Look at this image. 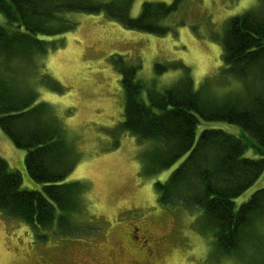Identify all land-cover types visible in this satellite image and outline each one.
Returning a JSON list of instances; mask_svg holds the SVG:
<instances>
[{
    "label": "trees",
    "instance_id": "obj_1",
    "mask_svg": "<svg viewBox=\"0 0 264 264\" xmlns=\"http://www.w3.org/2000/svg\"><path fill=\"white\" fill-rule=\"evenodd\" d=\"M133 2L0 0V13L16 28L10 32L0 25V130L17 149L26 151L27 174L44 185L43 193L21 190L20 174L9 172L0 158V212L33 227L38 239L47 237L43 232L55 219L59 235L77 231L73 216L82 213L83 191L79 182H64L75 168L73 154L49 106L38 102L33 90L35 58L49 47L38 37H56L72 30L73 24L62 17L67 12L103 13L134 31L160 35L168 31L161 21L176 2L144 3L134 19L130 18ZM222 42L227 76L218 82L225 79L229 84L227 77H231L242 83L239 91L225 95L217 92L218 82L212 86L204 81L196 89L188 71L162 92L147 90L137 79L139 67H126L120 60L117 70L125 105L119 128L139 141L156 143L140 157L148 175L183 159L165 182L156 184L159 202L198 209L196 227L202 235L212 234L217 260L264 264V188L238 209L234 203L264 172V0L228 19ZM168 68L154 66L158 74ZM144 91L147 103L141 100ZM200 121L238 127L247 140L214 128L203 129L197 137ZM248 149L258 158H245Z\"/></svg>",
    "mask_w": 264,
    "mask_h": 264
},
{
    "label": "rangeland",
    "instance_id": "obj_2",
    "mask_svg": "<svg viewBox=\"0 0 264 264\" xmlns=\"http://www.w3.org/2000/svg\"><path fill=\"white\" fill-rule=\"evenodd\" d=\"M144 3H175L161 21L168 29L165 34L129 30L103 13L67 12L62 17L73 24L72 30L38 37L49 47L35 58L33 90L38 102L49 106L73 154L75 168L64 182H79L83 187L82 213L73 216L79 225L75 233L59 235L55 219L43 232L47 237L38 239L33 227L0 212V264H236L217 260L212 234L202 235L196 227L198 209L160 204L156 184L165 182L183 159L155 175L144 173L140 157L156 143L139 141L119 128L125 97L117 68L120 60L126 67H139L137 79L147 90L162 92L183 78L185 71L196 89L204 81L216 85L227 76L222 42L226 21L255 8L258 0H134L130 18L138 17ZM0 25L16 30L1 13ZM157 64L169 68L158 74ZM227 79L229 84L225 79L218 82L217 92L225 95L241 89L240 81ZM144 92L141 100L147 103ZM210 128L247 140L238 127L203 121L197 137ZM0 145V158L9 172L22 176L20 189L43 193L44 185L25 170L26 151L17 149L1 130ZM244 157L258 158L251 149ZM262 188L264 172L235 199V208ZM133 227L140 237L150 239L149 253L144 247V253H138L128 245ZM134 246L140 247L141 242L134 241Z\"/></svg>",
    "mask_w": 264,
    "mask_h": 264
},
{
    "label": "flooded vegetation",
    "instance_id": "obj_3",
    "mask_svg": "<svg viewBox=\"0 0 264 264\" xmlns=\"http://www.w3.org/2000/svg\"><path fill=\"white\" fill-rule=\"evenodd\" d=\"M139 232V229L138 228H136V227H133V230H132V233L133 234H131L130 236H129V243H128V245L129 246H131L133 249H135V251H137L138 253H144V251L143 250H141V249H146L145 251L147 252V253H149L150 252V248L148 247V243H149V238H142V237H140L137 233ZM135 234V235H134ZM134 241H136V242H138V243H140L141 242V246L140 247H135L134 246ZM142 247H144V248H142Z\"/></svg>",
    "mask_w": 264,
    "mask_h": 264
},
{
    "label": "crops",
    "instance_id": "obj_4",
    "mask_svg": "<svg viewBox=\"0 0 264 264\" xmlns=\"http://www.w3.org/2000/svg\"><path fill=\"white\" fill-rule=\"evenodd\" d=\"M2 139V138H1ZM2 141H4V140H2ZM5 141H7V140H5ZM6 143V142H5ZM0 149H1V145H0ZM17 172V171H16ZM21 172L23 173V176L27 179V176H26V174H25V172L21 169ZM19 173V172H18ZM20 174V173H19ZM21 176V175H20ZM21 182H22V176H21Z\"/></svg>",
    "mask_w": 264,
    "mask_h": 264
}]
</instances>
